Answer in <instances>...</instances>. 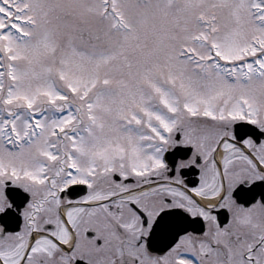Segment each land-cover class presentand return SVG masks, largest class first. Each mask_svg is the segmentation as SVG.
I'll return each instance as SVG.
<instances>
[{
    "label": "snow or ice",
    "instance_id": "snow-or-ice-1",
    "mask_svg": "<svg viewBox=\"0 0 264 264\" xmlns=\"http://www.w3.org/2000/svg\"><path fill=\"white\" fill-rule=\"evenodd\" d=\"M0 264H264V0H0Z\"/></svg>",
    "mask_w": 264,
    "mask_h": 264
}]
</instances>
